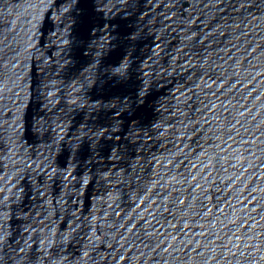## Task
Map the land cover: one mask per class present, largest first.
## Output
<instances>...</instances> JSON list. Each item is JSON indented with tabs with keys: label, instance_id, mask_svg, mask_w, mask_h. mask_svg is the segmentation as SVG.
I'll return each mask as SVG.
<instances>
[{
	"label": "water",
	"instance_id": "95a60500",
	"mask_svg": "<svg viewBox=\"0 0 264 264\" xmlns=\"http://www.w3.org/2000/svg\"><path fill=\"white\" fill-rule=\"evenodd\" d=\"M0 264H264V0H0Z\"/></svg>",
	"mask_w": 264,
	"mask_h": 264
}]
</instances>
